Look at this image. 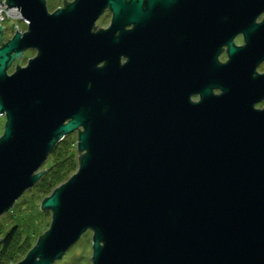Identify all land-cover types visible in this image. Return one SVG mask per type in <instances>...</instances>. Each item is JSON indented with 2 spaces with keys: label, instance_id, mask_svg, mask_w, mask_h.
I'll return each mask as SVG.
<instances>
[{
  "label": "water",
  "instance_id": "obj_1",
  "mask_svg": "<svg viewBox=\"0 0 264 264\" xmlns=\"http://www.w3.org/2000/svg\"><path fill=\"white\" fill-rule=\"evenodd\" d=\"M5 2L27 30L5 39L0 22V216L75 131L79 151L77 172L41 202L50 228L14 264H52L87 230L92 264H264V21L252 20L264 0ZM106 8L111 26L95 31ZM174 8L206 10L209 45L203 70L170 83L148 60ZM239 22L243 47L231 42Z\"/></svg>",
  "mask_w": 264,
  "mask_h": 264
},
{
  "label": "flooded vegetation",
  "instance_id": "obj_2",
  "mask_svg": "<svg viewBox=\"0 0 264 264\" xmlns=\"http://www.w3.org/2000/svg\"><path fill=\"white\" fill-rule=\"evenodd\" d=\"M239 1V0H237ZM246 2V0H242ZM180 3V1H176ZM247 3H250L248 0ZM198 5V2L196 3ZM203 5H207V2H203ZM59 7V6H58ZM172 12L173 19L179 18L178 22L171 21V29L166 35L161 36L153 47V55L152 58L148 61L151 62L152 66L158 69V76L162 79L168 80L170 79V83L175 80L176 71L184 73L190 68H196L203 70L207 65V54H208V17L206 10L203 9H194V13H192V9L187 8L186 14L182 16V12L185 11L179 10L177 8L173 9ZM222 11L216 14V33L218 35V16H222ZM112 11L110 8H106L104 13L99 16L95 23L94 30L97 31L99 29H107L111 26L112 23ZM237 17L240 21H242V15H239L237 11ZM187 19V20H186ZM253 23L260 24L264 21V10L261 11L257 16H253ZM101 22H103L101 24ZM244 24H239L234 29L235 34L232 36V43L235 47H243L246 44V35L244 30ZM132 28V25L126 26V29ZM216 35V39L213 40L211 45V50L213 51L214 45H217L218 36ZM5 32H4V36ZM214 44V45H213ZM229 46L227 44L220 45L217 53V62L225 63L229 60ZM128 58L124 55L120 58V63L123 65L126 63ZM264 64V60L258 64L256 67L257 73H264L262 66ZM216 93H219V89H215ZM191 100L197 101L200 99V94H193L190 97ZM257 107H264V100L258 102L256 104ZM7 236L3 237L2 240H5ZM1 241V240H0Z\"/></svg>",
  "mask_w": 264,
  "mask_h": 264
},
{
  "label": "rangeland",
  "instance_id": "obj_3",
  "mask_svg": "<svg viewBox=\"0 0 264 264\" xmlns=\"http://www.w3.org/2000/svg\"><path fill=\"white\" fill-rule=\"evenodd\" d=\"M72 1V0H67ZM47 5L50 12L54 11L58 6L63 5V0H47ZM20 25V30H27V24L23 19L15 20ZM13 21H5L4 24L7 26L5 32V39L13 36L14 33H11L10 28L13 26ZM103 22H101L102 24ZM4 36V34H3ZM23 56L19 59H16L12 62L8 73H12L16 67L17 62L20 66H24L28 63L29 58H33L36 55L35 49H27L23 51ZM264 71V64L262 66ZM6 117L0 116V135L3 133ZM70 145L77 147L78 144V134L77 132L70 133L67 135ZM62 147L63 150H67ZM72 149V147H71ZM78 150V149H77ZM63 153V151H62ZM65 153H63L64 155ZM62 155V156H63ZM49 158V157H48ZM54 158V156H53ZM55 160V159H52ZM77 164L75 169L71 171L69 176L63 181L65 182L72 174L76 173L79 168V152L76 154ZM50 163V158L41 165L40 170H45L47 164ZM48 171V168L44 171L42 176ZM41 176V177H42ZM39 182V181H38ZM62 182V183H63ZM38 184V183H37ZM37 184L33 185L31 188H28L15 202V204L5 213L0 216V264H14L27 255L29 250L36 244L37 239L40 235L44 234L49 228L52 221V211L51 209H42L41 202L44 197L48 196V193L43 192L41 194L38 191ZM61 184V183H60ZM60 186V185H58ZM16 228V231L13 233V237H16L15 242H23L29 238V247L24 250V252L16 257L13 261H9L5 256L2 255V238L7 236L13 228ZM13 240V238H12ZM11 240V241H12ZM92 231H85L76 243H74L63 255L61 259L54 261L52 264H92Z\"/></svg>",
  "mask_w": 264,
  "mask_h": 264
},
{
  "label": "trees",
  "instance_id": "obj_4",
  "mask_svg": "<svg viewBox=\"0 0 264 264\" xmlns=\"http://www.w3.org/2000/svg\"><path fill=\"white\" fill-rule=\"evenodd\" d=\"M68 143L69 139H67L66 136L60 142H58V144L55 145L50 154H48V157L50 158V163L47 164L48 171L39 179V182H37L38 184L36 183L39 188L38 191L41 194L45 192L48 193V196H50L52 191L69 176L73 169H75L77 164L76 154L78 150L77 147L74 148L75 146L70 145L69 147ZM63 146H65L64 148H66L67 150H63ZM62 151L63 153H65L64 155ZM15 231L16 228L14 227L12 231L7 235L5 240H3L1 252L2 255L5 256L9 261H13L16 257L21 255L24 250L28 249L27 247L30 246L29 238L23 242H15L14 240H16V237H13V233Z\"/></svg>",
  "mask_w": 264,
  "mask_h": 264
},
{
  "label": "built area",
  "instance_id": "obj_5",
  "mask_svg": "<svg viewBox=\"0 0 264 264\" xmlns=\"http://www.w3.org/2000/svg\"><path fill=\"white\" fill-rule=\"evenodd\" d=\"M22 19L20 10L14 6H7L5 0H0V22L4 24L5 21H13V26L9 31L14 33L16 29H20V25L15 20ZM5 25V24H4ZM6 26V25H5ZM7 30V27L5 31Z\"/></svg>",
  "mask_w": 264,
  "mask_h": 264
}]
</instances>
